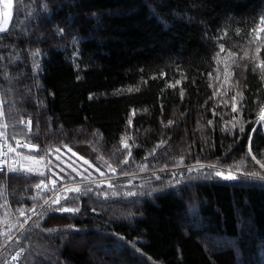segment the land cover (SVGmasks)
Masks as SVG:
<instances>
[{"label": "trees", "instance_id": "obj_1", "mask_svg": "<svg viewBox=\"0 0 264 264\" xmlns=\"http://www.w3.org/2000/svg\"><path fill=\"white\" fill-rule=\"evenodd\" d=\"M12 5L0 36V104L10 125L31 119L30 132L11 125L9 138L35 144L28 154L43 167L0 173V246L12 213L39 209L0 264L18 245L20 264H258L261 246L264 260V180L244 176H264L256 163H264L256 124L264 45L253 32L264 0ZM60 152L103 175L61 168ZM241 160L236 180L205 178L210 165L227 172ZM200 164L203 174L188 171ZM40 180L50 191L33 189ZM59 187L67 192L60 203L41 207ZM77 187L81 193L69 191ZM61 206L79 212L55 210ZM216 237L234 240L235 249L212 247Z\"/></svg>", "mask_w": 264, "mask_h": 264}, {"label": "snow or ice", "instance_id": "obj_2", "mask_svg": "<svg viewBox=\"0 0 264 264\" xmlns=\"http://www.w3.org/2000/svg\"><path fill=\"white\" fill-rule=\"evenodd\" d=\"M3 3H4V7L6 9H11L13 7L12 3L10 2V0H3ZM5 23H7V21H5ZM260 24L261 25H264V17H261ZM7 31H9L7 28H5L4 26H0V36L4 35ZM57 31L62 33L63 32V29H59L58 28ZM258 31L259 32H264V27H261L259 29H256V28L253 29V32L254 33H257ZM238 33H239V30H237V34ZM259 50H260L259 47H257L256 51L259 52ZM220 51L221 52L225 51V48H224V45L223 44L220 45ZM32 55H33V58L35 60V57L37 55H39V53L38 52H34ZM229 55H233L234 56L235 54L234 53H229ZM217 56H219V53H217ZM247 56H248V53L245 52L244 53V57L246 58ZM256 67L260 68L261 70H264V61L260 62L258 65H256ZM177 83H179V81H177ZM170 86H172V85H170ZM128 91L131 92L132 89H128ZM182 95H183V92H181V96ZM232 99L235 100L236 97H233ZM232 110L233 111H237V108H236L235 105H233V109ZM0 115H3V113L0 112ZM259 119H260V121H264V109L261 110L260 115H259ZM171 123H172V121H169V124H171ZM209 123H211V121H209ZM28 124L30 125L31 122L29 121ZM233 127H235V125H233ZM240 131L243 132L244 131V128L241 127L240 128ZM3 136H4V133L3 132H0V137H3ZM127 139L128 138H122V141L121 142L123 144V147L125 149H128L129 150L128 151V155L131 156V149H130L129 144L127 143ZM163 143L164 142L162 141L161 144L157 145L156 147H161L163 145ZM17 146L18 147L20 146V142L19 141H17ZM3 147H7V150L9 152H15L16 151V149L13 148V147H11V145L5 144V145H3ZM23 147L31 148V147H35V146L29 145V144H24ZM57 151H59V149H57ZM69 151H71V149H69ZM154 154H155L154 151L152 153H150V155H154ZM248 154H251V148H249V153ZM17 155H19V153H17ZM73 155H76V154L73 153ZM26 159H31V160H33L34 163H37V164L40 163V161L35 160L34 157H26ZM57 159H59V157H57ZM145 159H147V157H145ZM252 159L253 160H256V157L255 156H252ZM123 162L124 163H127L128 161L127 160H124ZM4 163H6V161ZM84 163L85 164H88L89 162L87 160H85ZM179 163L182 164L183 161L181 160ZM197 163L199 164V161H197ZM243 163H244V161L241 160L236 165L230 166V168H229V170L227 172H225L223 170H217V166L216 165H210L209 166V169L210 170L206 174V177L205 178L218 177V178H221L223 180H236L238 178V176L235 173L236 172H239L241 170V165ZM256 163L260 164L261 168H264V163H261L259 160H256ZM146 168H147V165L141 166V171L146 170ZM233 168L235 169V171H233ZM203 169H204V165L200 164V166L198 168H196V167H189L188 168V171L189 172L195 171V172H199V173L203 174ZM21 170H24V171H27V172H32L33 171V169H31V168H28V169H17L15 167H10L8 169V171H10V172H17V171H21ZM97 170L99 171V169H97ZM0 171H3V169L0 168ZM61 171H63V169H61ZM73 171H75V169H73ZM113 171H115V170L113 169ZM125 174H127V173H125ZM38 175L43 176L44 173L43 172H39ZM101 175H103V173H101ZM244 176H245V178L264 180V176H261L258 172H255V171H251V172L244 173ZM157 179H159V177H157ZM51 183L53 185H55L56 181L55 180H52ZM41 184H44V182L41 181L40 183H38L36 185V188H40L41 187ZM44 187L47 188V185L44 184ZM109 187H112V185H109ZM69 191H72V192H75V193H81V189L79 187L74 188V189H69ZM87 191H91V189H88ZM127 195L133 196V195H136V193L128 192ZM65 199L67 200L68 198L65 197ZM45 203H47V201H45ZM53 203L59 204L60 203L59 197L56 200H54ZM55 210L56 211H59V212H63V213H73L74 214V213L79 212V207H66V206H61L60 208H57ZM15 258L16 257H13V259H15Z\"/></svg>", "mask_w": 264, "mask_h": 264}, {"label": "rangeland", "instance_id": "obj_3", "mask_svg": "<svg viewBox=\"0 0 264 264\" xmlns=\"http://www.w3.org/2000/svg\"><path fill=\"white\" fill-rule=\"evenodd\" d=\"M261 27H264V25H261L259 28H261ZM258 28V29H259ZM255 39H256V41L258 42V44L259 45H264V32H257V33H255ZM263 109H264V107H263ZM0 112H2L3 113V115H0V130L3 128V126H4V122H3V117H5V121H6V124H7V131H8V135H9V137H10V134H11V125H12V127L14 126V127H16V128H18L19 129V131H21L20 130V128H22V129H24L23 127H22V122L24 121L23 119H25V118H27V117H25V118H22V119H20V121L17 123V124H9L8 123V121H7V118H6V114H5V112H4V109H3V107L1 106V104H0ZM260 115V114H259ZM259 119V117L257 118V120ZM256 120V121H257ZM259 124H260V126L262 127V129H263V131H264V121H260L259 122ZM1 132V131H0ZM25 133H26V131H25ZM20 136H22L21 134H20ZM23 137V136H22ZM23 138H25V137H23ZM23 138H21V137H19V138H15L14 140H11V138H9L10 140H11V142L14 144V146L17 148L16 150H17V152L18 153H20V152H24V153H26V154H28V153H35V151H37L38 150V147H36V145L35 144H33V143H30L29 141H27V139L25 140V139H23ZM17 141H19L20 142V146L18 147L17 146ZM24 144H29V145H33V146H35V147H31V148H26V147H23V145ZM60 151V150H59ZM55 154H58V156L57 157H59V159L58 160H61V162H60V167L61 168H65L66 170H68V171H73V167H75L76 169H75V171H73L74 173H77L78 175H81L80 173H79V170H80V172L82 173V171L84 170L85 172H88V173H91L92 174V172H94V173H97V174H101L102 172L101 171H98L96 168H94V167H92V166H90L89 164H85L84 162H77V161H75L74 159H71V157H70V155L67 153V152H60V153H55ZM55 154H53L54 155V157H55ZM31 157V156H30ZM63 159V160H62ZM70 160L72 161V162H70ZM55 162H56V160H55ZM42 163H43V161H42ZM63 163V164H62ZM41 165L42 164H37V163H34L33 162V160H31L30 159V161H29V166H30V168L31 169H38V168H40L41 167ZM63 166V167H62ZM42 167H43V165H42ZM41 167V168H42ZM23 169H26L27 167L26 166H23L22 167ZM44 168H45V166H44ZM17 169H20V168H17ZM78 169V170H77ZM40 170V169H39ZM229 170V169H228ZM227 170V171H228ZM49 172V171H48ZM50 173V172H49ZM121 177H126V176H121ZM49 184V183H48ZM52 184V183H51ZM50 184V185H51ZM64 190V192H63V194H66L67 192H66V189H63ZM62 192H61V194H62ZM46 199H44V201H45ZM44 201H43V203H44ZM42 203V204H43ZM39 211V209L38 210H35V207L34 208H32V209H30L28 212H23V213H21L20 215H18V214H15V213H12V216H13V221H14V223L13 222H11V224H12V226H11V229H12V232H11V234L9 235V237L3 242V244L0 246V251H1V249H3L5 246L6 247H9L10 245L12 246V244H13V239L15 238V236L17 235V233H18V231L20 230V226L21 225H24V221H27V220H30V218L35 214H37V212ZM4 220V217H0V221H3ZM16 226V227H15ZM15 228H16V230H15ZM233 242H234V240H229V239H227V238H219V237H216V238H211V240H210V245L212 246V247H217V246H220V247H230V248H233V249H235L234 247V245H233ZM118 244H120L119 242H118ZM23 246V245H22ZM259 250V249H258ZM263 250V247L261 246V248H260V250L257 252L258 253V264H264L263 263V259H262V257H261V252L260 251H262Z\"/></svg>", "mask_w": 264, "mask_h": 264}, {"label": "built area", "instance_id": "obj_4", "mask_svg": "<svg viewBox=\"0 0 264 264\" xmlns=\"http://www.w3.org/2000/svg\"><path fill=\"white\" fill-rule=\"evenodd\" d=\"M30 119H26L23 122V126L26 128V130L30 129L31 124L29 125L28 122ZM31 122V121H30ZM10 145L7 139L6 134H4L3 137H0V168L3 169V171H7L11 166H16L18 164L17 159L11 158L10 152L7 150V147H3V145ZM6 161V163H4ZM0 171V172H3ZM45 184V183H44ZM44 184H41V190H45ZM24 226L22 225L21 228ZM23 255V250L17 249L13 252V254L10 256V258L4 263V264H18L20 258ZM13 257H16L13 259Z\"/></svg>", "mask_w": 264, "mask_h": 264}, {"label": "crops", "instance_id": "obj_5", "mask_svg": "<svg viewBox=\"0 0 264 264\" xmlns=\"http://www.w3.org/2000/svg\"><path fill=\"white\" fill-rule=\"evenodd\" d=\"M12 3V0H10ZM12 8L6 9L4 7L3 0H0V26H4L5 28L8 26L11 18ZM7 21V23H5Z\"/></svg>", "mask_w": 264, "mask_h": 264}]
</instances>
